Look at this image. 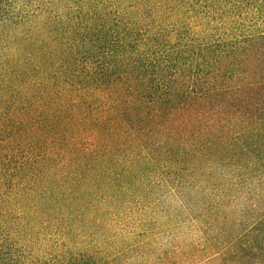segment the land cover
Instances as JSON below:
<instances>
[{"label": "rangeland", "instance_id": "1", "mask_svg": "<svg viewBox=\"0 0 264 264\" xmlns=\"http://www.w3.org/2000/svg\"><path fill=\"white\" fill-rule=\"evenodd\" d=\"M88 70L177 115L158 160L72 197L56 94ZM263 81L264 0H0V264H264V150L242 146L264 114L239 103Z\"/></svg>", "mask_w": 264, "mask_h": 264}, {"label": "trees", "instance_id": "2", "mask_svg": "<svg viewBox=\"0 0 264 264\" xmlns=\"http://www.w3.org/2000/svg\"><path fill=\"white\" fill-rule=\"evenodd\" d=\"M143 64L140 66L143 67ZM135 65V61L126 63L128 68ZM84 75L80 84L75 87L69 85L72 91L60 88L62 96L56 94L60 97L57 109L64 114L55 124L57 133L63 134L64 137L61 138L60 149L62 164H59L58 168L65 173L61 181L68 180L73 183L67 188L64 187L72 197H79L81 194L91 196V182L97 184L105 181V175H131L137 169V162L150 164L158 160L160 152H166L163 147L157 145L156 139L152 138L155 134L152 125L165 124L170 121L169 117L177 115L171 103L174 99L172 95L163 92L155 98V94L151 93L148 100L143 96L145 92H141L146 89L140 88L139 82L135 84V79H131L129 74L124 73L123 94L126 99L124 96L120 99L113 95L110 98L97 96V91L105 92L104 84L97 80L91 70ZM157 85L158 83L155 84ZM156 89L160 88L157 86ZM247 89L248 92L244 91L239 102L244 104L242 115L252 117L256 112L264 114V81ZM202 98L206 102L211 96L204 94ZM235 98V95H231L228 103L233 102ZM147 105H156L157 109H151ZM184 105L185 103L182 106ZM179 108L182 109L181 112L187 109L181 106ZM195 111L199 113L200 110ZM166 126L170 127V123ZM250 129L253 137L242 143L243 148L248 146L249 151L253 152L262 146L261 150H264V124L250 126ZM195 137L199 143L194 152L199 154L207 142L201 139L200 131ZM140 178L139 173H136L133 179L135 181ZM107 181L109 185L111 178L108 177Z\"/></svg>", "mask_w": 264, "mask_h": 264}]
</instances>
